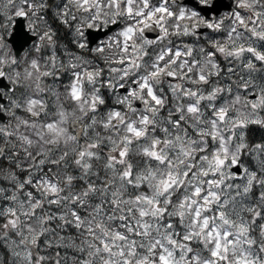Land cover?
Listing matches in <instances>:
<instances>
[{"label": "snow or ice", "instance_id": "1", "mask_svg": "<svg viewBox=\"0 0 264 264\" xmlns=\"http://www.w3.org/2000/svg\"><path fill=\"white\" fill-rule=\"evenodd\" d=\"M217 3L6 0L0 264H264V0Z\"/></svg>", "mask_w": 264, "mask_h": 264}, {"label": "water", "instance_id": "2", "mask_svg": "<svg viewBox=\"0 0 264 264\" xmlns=\"http://www.w3.org/2000/svg\"><path fill=\"white\" fill-rule=\"evenodd\" d=\"M220 4H227L226 7H229L232 4V0H218V3L216 5ZM16 20L17 21L14 26V32L10 38V41L13 43L15 51L18 54L26 45H28L34 39V37L32 35H29L28 31H26L25 29V18L16 17ZM116 26H110L109 29L105 30L102 28L98 30H90V41L93 42L92 46H94L100 38L106 36ZM148 35H154V33H149Z\"/></svg>", "mask_w": 264, "mask_h": 264}, {"label": "flooded vegetation", "instance_id": "3", "mask_svg": "<svg viewBox=\"0 0 264 264\" xmlns=\"http://www.w3.org/2000/svg\"><path fill=\"white\" fill-rule=\"evenodd\" d=\"M154 2H155V0H154ZM220 6V7H219ZM227 6V4H220V5H216V11H217V13H221V14H223L224 12H226L227 10H230L231 9V7L232 8H234L235 7V0H232V4L229 6V7H226ZM15 20V21H14ZM14 20H13V22H12V24H11V28L9 29H7L6 31H7V33H11V35H7L6 34V41H7V43H8V47H9V49L12 51V53L14 54V55H18V58H20V57H23L24 55H25V53L26 52H28L29 51V49L32 47V45L36 42L35 41V38L28 44V45H26L18 54H17V52L15 51V48H14V46H13V43L10 41V38H11V36H12V34H13V32H14V26H15V24H16V18H14ZM122 23H120V24H118L114 29H116L117 27H119L120 25H121ZM24 25H25V29H26V31H28V27H27V25H28V20H26L25 19V21H24ZM104 29V28H103ZM113 29V30H114ZM13 30V31H12ZM112 30V31H113ZM112 31H110L106 36H108ZM28 33H29V35H32L29 31H28ZM105 36V37H106ZM104 37V38H105ZM103 39V38H102ZM101 40V39H100Z\"/></svg>", "mask_w": 264, "mask_h": 264}, {"label": "rangeland", "instance_id": "4", "mask_svg": "<svg viewBox=\"0 0 264 264\" xmlns=\"http://www.w3.org/2000/svg\"><path fill=\"white\" fill-rule=\"evenodd\" d=\"M5 4H6V0H0V21H3L4 23H7V20L5 19V15L4 14L7 13L8 10L5 8ZM122 27H123V22H122V24L119 27H117L116 29H114L108 36H106L105 38H103L101 40H107L108 37L114 35V33L118 32L120 30V28H122ZM8 28L10 29L11 28V25ZM61 38H62V42H68L70 40V36L68 34L64 33L63 30H61ZM176 43L178 44L179 41L177 40Z\"/></svg>", "mask_w": 264, "mask_h": 264}, {"label": "trees", "instance_id": "5", "mask_svg": "<svg viewBox=\"0 0 264 264\" xmlns=\"http://www.w3.org/2000/svg\"><path fill=\"white\" fill-rule=\"evenodd\" d=\"M260 133H259V131H257V135H259Z\"/></svg>", "mask_w": 264, "mask_h": 264}]
</instances>
